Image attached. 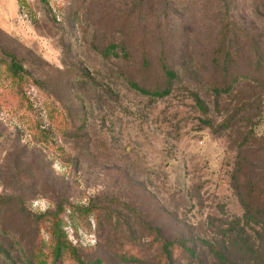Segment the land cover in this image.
<instances>
[{"label": "rangeland", "instance_id": "rangeland-1", "mask_svg": "<svg viewBox=\"0 0 264 264\" xmlns=\"http://www.w3.org/2000/svg\"><path fill=\"white\" fill-rule=\"evenodd\" d=\"M133 3L0 0V198L12 202L7 225L23 226L20 242L0 231V264H28L22 250L39 237L51 244L53 221L89 263L155 264L147 225L192 246L198 264H220L206 243L229 264H264V212L248 221L240 199L246 186L264 193V0H233L228 16L214 15L234 22L236 49L219 66L204 0H177L166 13L160 0ZM123 33L131 59H103L97 47ZM162 56L178 75L171 93L133 90L123 73L152 85ZM234 76L217 96L214 85ZM120 246L142 259L116 256Z\"/></svg>", "mask_w": 264, "mask_h": 264}, {"label": "trees", "instance_id": "trees-1", "mask_svg": "<svg viewBox=\"0 0 264 264\" xmlns=\"http://www.w3.org/2000/svg\"><path fill=\"white\" fill-rule=\"evenodd\" d=\"M46 2L47 0H40ZM129 1V0H125ZM137 5L138 3H142V0H133ZM177 0H160V5L163 7L164 13L170 8V6L174 5ZM204 7L206 6L205 11L209 12L214 16L218 13H223L225 16L229 15L230 11V4L233 0H204ZM169 6V7H168ZM168 7V8H167ZM174 10L171 8L170 11ZM215 26H217L216 30L217 33L214 36V47L213 53L211 54L212 63L216 66L220 65V61L223 59L224 63L230 59L232 56V49H236V45L233 41L235 38L231 36V24L234 22H229L228 19L225 20L224 23L219 21L220 16H214ZM128 37V33L125 35L124 33L119 36L117 39L107 42L106 44H102L97 47V51L100 56L105 60H119V61H128L131 59V41ZM251 49L253 51H257V46L252 43ZM145 49H141V60H140V68L147 69L151 62L148 58V53L144 51ZM9 56L8 61V69L9 72L14 77H19L20 73L24 72L23 67L15 61L14 57ZM227 60V61H226ZM159 69L161 75L154 81L152 85L145 86L134 80L133 78L127 76L123 73V77L128 83V85L138 93L143 96H147L150 98H161L167 96L171 93V88L173 83L178 78L177 73L172 68V64L169 58L162 56L158 59ZM246 79H250L248 75L244 73L241 75ZM81 77H87L85 74H81ZM235 76L230 78L229 83L220 82L214 85V92L217 96H220L223 92H230L232 87L233 81H235ZM252 81L256 84H259V79L255 76L252 78ZM230 84V85H228ZM191 97L198 107L199 110L205 111V104L200 99V97L195 92H190ZM207 125H211L209 121L205 122ZM242 167V166H241ZM240 167V170H241ZM243 173V172H241ZM258 188H251L250 186H246L243 191V194H240L241 202L243 203L245 213L244 217L247 218L248 221L256 220L257 216L260 214L261 211L264 212V193L262 196L257 192ZM12 202L10 198H0V212L2 213V220L0 221V231L3 232L6 236H10L15 241H21V236L19 233L20 230L23 229V226L20 225L16 228L9 227L7 222L11 219V215L13 214V209L11 207ZM18 211H24V209L20 206L18 207ZM62 211V206L56 205V210L53 212L52 216L58 215ZM259 213V214H258ZM48 215L41 214V217H47ZM241 218L235 220L234 224L236 226L240 225ZM46 221H50L47 220ZM56 222H48L46 229L49 234H51V238L53 241L51 244L45 243L42 238H38L37 241L31 243L27 248L22 250V255L25 261L28 264H63L64 259L63 257H68V259L74 261L76 264H102L101 259H96L94 262L89 263L88 261L82 260L79 255L78 247L71 246L68 244L67 247L66 242H63L59 236V230L54 225L51 226L50 224H55ZM235 226V227H236ZM144 232L146 233V239L148 240V247L153 253V257L155 260V264H191L199 263V257L196 255L195 250L192 246L187 244L182 240H169L165 238L160 229L153 228L151 226L144 225ZM58 232V233H56ZM236 241L239 242L243 247L246 246L243 234L241 232L236 233ZM123 241V240H122ZM50 243V242H49ZM122 243V242H120ZM130 245V244H129ZM207 246L213 251L214 255L216 256L218 262L220 264H229L226 256L222 252V249L216 245H211L206 243ZM138 246L137 243L133 244L132 249L135 251L136 247ZM113 252L116 256L121 258H133L141 260V256L139 252H129L126 253V248L120 246L118 248H113Z\"/></svg>", "mask_w": 264, "mask_h": 264}]
</instances>
